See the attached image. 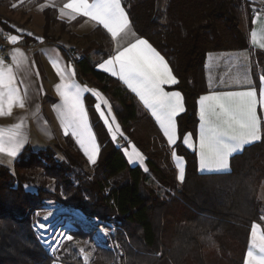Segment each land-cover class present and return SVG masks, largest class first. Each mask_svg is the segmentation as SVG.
<instances>
[{
  "label": "trees",
  "instance_id": "obj_1",
  "mask_svg": "<svg viewBox=\"0 0 264 264\" xmlns=\"http://www.w3.org/2000/svg\"><path fill=\"white\" fill-rule=\"evenodd\" d=\"M123 3L137 33L167 58L178 78L174 88L183 92L186 105L178 117L181 138L198 124L197 104L207 90L210 52L252 50L254 69L258 62L264 67V53L254 51L241 26L246 0H169L164 10L159 0ZM45 15L49 24V9ZM75 65L81 81L113 101L127 139L146 155L149 171L130 165L88 96L101 145L92 167L72 141L57 145L63 158L48 147L24 151L13 166L0 164V264H83L63 251L52 255L38 239L32 211L47 198L80 209L91 219L114 223L116 251L97 245L92 264H244L252 224L262 215L264 134L232 156L231 171L223 173H200L195 155L179 140L177 148L188 166L178 190L171 150L134 95L116 77L97 69L90 56L84 54ZM49 181L54 189L47 187ZM32 186L35 191L28 188ZM81 226L72 231L74 237L91 239Z\"/></svg>",
  "mask_w": 264,
  "mask_h": 264
},
{
  "label": "snow or ice",
  "instance_id": "obj_2",
  "mask_svg": "<svg viewBox=\"0 0 264 264\" xmlns=\"http://www.w3.org/2000/svg\"><path fill=\"white\" fill-rule=\"evenodd\" d=\"M60 14L61 17L67 16L70 20H75L78 16L87 17L111 35L112 40L115 41L114 52L98 64L97 68L118 78L138 97L154 118L170 147L175 146L182 139L186 148L195 151L196 143L190 142L193 141L192 134L186 133L182 138L178 134L176 117L185 111L184 98L179 91L165 90V86L178 83L165 57L144 38H136L126 46L121 43L129 35L130 30V21L121 0H68L60 9ZM28 35L32 34L28 33ZM251 38L252 43L257 44L255 31L251 33ZM7 39L10 43L16 44L20 37L9 35ZM258 46L264 49V42L259 43ZM14 51L19 52V49ZM11 58L15 59V55ZM51 63L60 79V83L55 88L60 97L61 106L56 107L55 110L64 134L74 137L89 163L95 164L100 146L89 122L83 99L85 93L95 97V112L106 127L111 140L116 142L119 137L127 140V137L124 136L109 101L102 93L77 83L74 79L75 70L71 64L62 65L56 60ZM20 64L21 61H17L16 66L19 67ZM36 74L39 75L38 70ZM260 79L264 84V76ZM245 82L251 83L247 80L246 73L236 81L237 84ZM26 105L27 90L25 89L24 94H21L13 67L8 66L4 59L0 58V116H10L15 107L25 109ZM258 105H264V87L260 89L259 99L254 88L210 92L199 97L198 158L201 171L229 169V158L232 154L242 151L245 145L262 139L257 114ZM22 123L23 121L10 128H0V153H6L13 159L18 156L26 142L21 133ZM123 151L130 164H144L145 158L134 144H129ZM172 155L176 159L177 178L182 182L184 180L183 158L179 157L175 151ZM37 216H40L39 211ZM53 216L54 212L49 207L46 214L37 221L36 226L47 232L51 224L43 221H50ZM99 231L104 236L109 234L106 226H99ZM72 240V235L61 232L54 236V244L50 246L55 251L56 247L64 241ZM79 252L83 254L84 249H79ZM83 260L84 264H88L87 254L83 255ZM245 264H264V230L255 223L251 228Z\"/></svg>",
  "mask_w": 264,
  "mask_h": 264
},
{
  "label": "crops",
  "instance_id": "obj_3",
  "mask_svg": "<svg viewBox=\"0 0 264 264\" xmlns=\"http://www.w3.org/2000/svg\"><path fill=\"white\" fill-rule=\"evenodd\" d=\"M246 1L248 5L244 6V8L242 9L241 26L244 30L248 32L249 42L250 45L253 47L254 51H259L264 53V49H261L258 46L259 43L264 42V16L257 15L255 17H252L250 16L249 13L253 8H260V7L264 8V0H246ZM67 2L68 0H0V20H1L0 28L2 29L6 37H8L9 35H17L20 37L18 43L16 44L11 43L10 60L8 61L3 56L1 49H0V58H3L8 66L13 67L14 73L17 78V84L18 87L20 88L21 94L23 95L25 89L27 90V105L25 109H20L18 107H15L13 109L12 115L0 116V128H10L14 124L21 123V121H23L21 127V133L25 137L26 142L21 148L18 156L15 157L14 159L8 157L6 153H0V164L13 166L16 162V159L24 151L28 149L30 151L37 152L56 145L63 146L65 144H68L69 141H72V143L78 146V148L80 149L74 137H72L71 135L64 134L58 113L55 110L56 107L61 106V101L55 88V86L60 83V79L56 75V72L52 67L51 62L53 60L59 61L62 65L71 64V66L75 70L74 79L77 83H79L81 86H87L89 89H96L100 93H102V95L109 101L112 107V112L115 114L116 120L120 124L121 129L123 130L120 120L118 119L117 113L114 109L113 101L108 97V95H106L98 87L89 84L87 82L81 81L78 78L76 65L71 60L70 54L68 52V49L70 48L74 50H79V49L82 50V52L85 55L91 57L97 68L98 64L102 63L111 54H113L115 48V41L112 40L111 35L107 33V31L103 29L102 26L96 24V22L91 21L87 17L78 16L75 20H70L67 16L61 17L60 9L63 8V5ZM159 2L161 8L164 10L168 5L169 0H159ZM121 4L124 7L128 15V19L130 21L129 35L125 37L121 41V43L126 46L128 43L133 42L136 38L147 39L145 37L140 36L133 27L128 11L124 6L123 0H121ZM48 9L50 10L52 19L49 24H46L47 21H46L45 11ZM18 30H23V31L21 32ZM253 31L257 33V44L255 45L252 43V38H251V33ZM28 33H31L32 35L29 36ZM36 38H42V39H36ZM74 41L75 42L83 41V42L79 43L80 46H78L79 44L75 45ZM153 47L156 48L154 45ZM16 49H19V52H15L14 50ZM156 50L162 56H164L157 48ZM13 55H15V59L11 58ZM253 56H254V52L252 50H247V49L221 51V54H219V52L209 53L206 58V89L207 90L203 92L201 95L209 94L210 92L240 91V90H247L249 88H254L257 91L258 99H259L260 89L264 87V84L261 83V79H260L261 76H264V67L260 66L259 62L257 61L258 68L257 70H255ZM229 57L236 64L243 63L245 65H248L249 71L247 72V80L250 81L251 83L245 82L242 84H233V85L230 84L225 86H217V85L210 86L208 84L209 81L208 70L210 68L209 66H211L212 64L215 65L220 60L230 61ZM165 59L169 63L166 57ZM17 61H21L19 67L16 66ZM37 70L39 71V75L36 74ZM172 72L174 74L173 69ZM22 80L24 81V83H20V81ZM119 82L132 95H134V97L136 98L142 109L149 115V117L155 123L157 129L162 134L154 118L151 116L150 112L143 106V104L139 101L138 97L134 93H132L131 90L128 89L127 86L123 84V82H121L120 80ZM174 86L175 85L165 86V90L181 92L184 98V105H185V97L183 92L180 89L174 88ZM88 96H92V95L90 93H85L83 99L88 111L90 125L99 143L100 152H101L100 141L95 131L92 116L88 107V102H87ZM93 99L95 104L96 102L95 97H93ZM185 110H186V105H185ZM182 113H180L179 115H181ZM197 114H198V104H197ZM257 114L260 120L261 136H263L264 105H258ZM179 115L176 117V122L178 125V134H179V124H178ZM199 125H200V121L198 115V124L196 128L192 131L187 132L192 134L193 141L190 142L196 143V150L193 151L192 149H188L185 146L184 147L195 155L197 169L200 173H223V172L231 171L232 156L241 153L246 146L253 144L251 143L245 145L242 151H238L232 154V156L229 158V163H230L229 169L220 170V171H216V170L201 171L199 169V158H198ZM124 136H126L125 133ZM164 140L167 146L171 150V160L175 167L176 178L178 177V169L176 167V159L172 155L173 151H175L179 157L183 158L182 163L184 167V180H185L188 161L186 156L177 148V144L179 141L175 146L170 147L165 138ZM115 143L121 146L123 149L125 147H128L129 144H134L133 141L129 139L125 140L123 137H119ZM134 145L143 154L145 159L143 165H140L138 163H132L130 165L132 166L140 165L141 167L149 171L146 155L141 151L140 148H138L136 144ZM100 152L98 159L100 157ZM260 198L262 200V208H261L262 215H261V219L254 223L259 225L260 229L264 230V208H263L264 197L262 198L261 191H260ZM249 245H250V237L248 242V248Z\"/></svg>",
  "mask_w": 264,
  "mask_h": 264
},
{
  "label": "rangeland",
  "instance_id": "obj_4",
  "mask_svg": "<svg viewBox=\"0 0 264 264\" xmlns=\"http://www.w3.org/2000/svg\"><path fill=\"white\" fill-rule=\"evenodd\" d=\"M262 16H264V14H261ZM83 41H78L75 42V45H78L79 43H82ZM80 46V44L78 45ZM77 46V47H78ZM78 49V48H77ZM80 52H82V50L79 49ZM219 52V54H221V51H217ZM83 53V52H82ZM212 53V52H210ZM84 54V53H83ZM230 61H222L220 60L218 63H216L215 65H211L209 66V81L208 84L210 86H225V85H230V84H237L236 81L237 79H240L243 77V75L249 71V67L248 65L245 64H241L238 63L236 64L234 61L231 60V58L229 57ZM67 144L63 145V147H66ZM53 149H55L58 157L63 158L64 154L62 152H60L56 146H52ZM93 165L90 164V167H92ZM151 181L156 185L159 186V182L154 178V176H152ZM40 183V179H37V181L35 182V185H38ZM49 189H54V186L51 185V181H49V185L47 186ZM29 189H32L33 191L36 190L35 187H28ZM261 196L262 198L264 197V182L262 184L261 187ZM45 203L43 204V206L39 209H36L34 211H32V216H33V228L36 232V235L38 237V239L40 240L41 244L50 251V253L53 255H56L57 257V253L60 251H63V254L65 253H69L70 255H74L73 259L77 260L80 259V261H82V263L84 264V260H83V255L87 254L88 255V264H92V260L94 259L95 255H94V249L96 248L97 245H101V246H105V247H110L112 248L114 251H116L115 249L118 247V237L117 236V230L115 228V225L113 222H107V221H102V220H93L90 221L89 217H87V219H82L81 216L83 217V212L77 208L71 209L72 212L74 213H66V214H61L55 221H53L51 223V227H50V231L49 232H44L43 230H41L40 228H38L37 225V221L40 220L41 217H43L46 214V210L51 207L52 211H60L61 209L67 207V205H64L62 203L56 202L50 198L45 199L44 201ZM71 207V206H68ZM264 208V207H263ZM80 210V211H79ZM40 212V216H37V212ZM76 211V212H75ZM79 215H77L79 218H77V216L75 215V213H77ZM59 213V212H58ZM83 225L87 231H89L91 233L92 238H75L74 235L72 234L73 230H76L78 228L82 229ZM99 226H106L108 229V236H104L100 231H99ZM65 233V234H70L73 236V240L72 241H64L62 244H60L58 247H56V250L53 251L52 250V246L54 244V236L58 233ZM47 237L49 239V241L47 243L44 244V242H46V238ZM77 241L79 243H77ZM83 248L84 249V253H80L79 249ZM62 256V255H61Z\"/></svg>",
  "mask_w": 264,
  "mask_h": 264
},
{
  "label": "built area",
  "instance_id": "obj_5",
  "mask_svg": "<svg viewBox=\"0 0 264 264\" xmlns=\"http://www.w3.org/2000/svg\"><path fill=\"white\" fill-rule=\"evenodd\" d=\"M249 13H250V16L255 17L257 15L264 14V8H262V7H260V8H253ZM0 49L2 50L3 56L9 61L10 60L11 43L9 42V40L7 39V37L5 36V34L3 33V31H2L1 28H0ZM68 52L70 54L71 60L74 63L82 60L83 57H84V54L82 52H80L79 50H74V49H71L70 48V49H68ZM182 186H183V181L181 182V181L178 180V190H180ZM71 209H74V208L67 206V207L61 209L59 211V213H60L59 216L61 214H66V213H71L72 214V213H74V212H72ZM76 214L79 215L78 212L75 213V215ZM77 218H79V217L77 216ZM81 218L84 219V220L87 219L86 215H83V217L81 216ZM89 220L90 221H93V220H95V218L94 219H91L90 218ZM45 238H46L47 241L44 242V244L49 241V239L47 237H45Z\"/></svg>",
  "mask_w": 264,
  "mask_h": 264
},
{
  "label": "bare ground",
  "instance_id": "obj_6",
  "mask_svg": "<svg viewBox=\"0 0 264 264\" xmlns=\"http://www.w3.org/2000/svg\"><path fill=\"white\" fill-rule=\"evenodd\" d=\"M54 212V216L50 219V221H43L44 223H52L53 221H55L58 217H59V214L60 213H58L59 211H57V210H55V211H53ZM42 230V229H41ZM44 231V230H43ZM50 231V228L48 229V231L47 232H49ZM45 232V231H44ZM46 233V232H45Z\"/></svg>",
  "mask_w": 264,
  "mask_h": 264
},
{
  "label": "water",
  "instance_id": "obj_7",
  "mask_svg": "<svg viewBox=\"0 0 264 264\" xmlns=\"http://www.w3.org/2000/svg\"><path fill=\"white\" fill-rule=\"evenodd\" d=\"M66 212V211H65Z\"/></svg>",
  "mask_w": 264,
  "mask_h": 264
}]
</instances>
